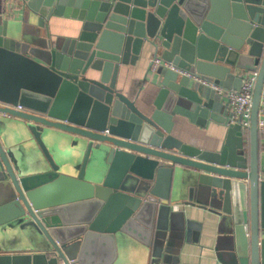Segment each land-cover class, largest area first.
Here are the masks:
<instances>
[{
    "label": "water",
    "instance_id": "1",
    "mask_svg": "<svg viewBox=\"0 0 264 264\" xmlns=\"http://www.w3.org/2000/svg\"><path fill=\"white\" fill-rule=\"evenodd\" d=\"M13 1L22 19L0 17V264H115L120 237L167 264L171 203L218 218L223 263L264 264V0ZM58 18L78 24L70 36H52ZM148 48L167 67L139 108L117 75ZM175 70L227 91L257 74L246 144L237 125L218 152L173 136L176 116L223 124L220 96Z\"/></svg>",
    "mask_w": 264,
    "mask_h": 264
},
{
    "label": "crops",
    "instance_id": "2",
    "mask_svg": "<svg viewBox=\"0 0 264 264\" xmlns=\"http://www.w3.org/2000/svg\"><path fill=\"white\" fill-rule=\"evenodd\" d=\"M23 12V5L20 2L0 0V17L3 20L20 21ZM76 25L78 24L70 19H52L50 32L53 37L66 38L71 34L69 27ZM153 58V50L148 48L141 53L134 65L120 66L117 75L116 90L135 100L139 108L144 102L151 104L158 90L159 78L156 73L149 70ZM220 104V112L217 115L223 120V124L208 119L203 126H199L187 118L176 116L173 119L175 123L173 136L200 150L218 152L226 142L228 130L226 122L230 116L229 109L222 99ZM260 155L264 161V151ZM173 207H177V210H173ZM169 210L165 231V246L169 244L167 247L169 253L165 254L169 259L167 264H225L220 260V254L226 243L227 231L219 225L217 217L178 203H171ZM117 252L115 264H149L150 249L131 239L118 238ZM18 254L32 255V252H9L11 256ZM22 261L11 262L20 264ZM6 263L10 264L8 261Z\"/></svg>",
    "mask_w": 264,
    "mask_h": 264
},
{
    "label": "built area",
    "instance_id": "3",
    "mask_svg": "<svg viewBox=\"0 0 264 264\" xmlns=\"http://www.w3.org/2000/svg\"><path fill=\"white\" fill-rule=\"evenodd\" d=\"M160 66L167 67L163 65L159 59H153L150 64L149 70L153 73L160 68ZM180 76L191 79L195 82L201 83L206 87L212 89L220 98L225 102L227 108L229 109L230 116L226 122L227 128L237 125L241 132V138L246 144L248 141V132L250 129V114L252 106V98L254 87L256 83L257 74H247L241 83L240 89L238 91H227L219 86L213 84H208L203 82L199 76L191 71H180L175 70ZM6 108H11L9 105L0 104ZM16 110H21L20 107H16ZM258 131L262 132L264 130V83L260 95L259 103V119H258ZM173 210H177V207H173Z\"/></svg>",
    "mask_w": 264,
    "mask_h": 264
}]
</instances>
